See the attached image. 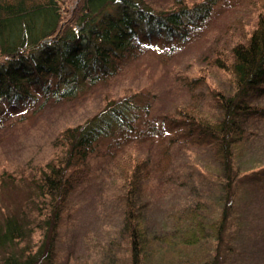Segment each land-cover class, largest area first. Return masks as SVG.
I'll return each mask as SVG.
<instances>
[{
    "label": "trees",
    "instance_id": "trees-1",
    "mask_svg": "<svg viewBox=\"0 0 264 264\" xmlns=\"http://www.w3.org/2000/svg\"><path fill=\"white\" fill-rule=\"evenodd\" d=\"M241 1L254 12V19L245 21L246 35L207 59L225 76L230 90L210 83L205 67L187 80L192 91L207 90L215 112L204 111L194 93L195 98L160 118L151 117L140 93L104 97L95 114L57 134L53 144L58 153L51 160L22 173L19 181L31 193L36 220L30 227L28 217L4 216L1 264H56L58 228L69 195L87 178L93 156L117 152L121 156L114 175L127 263H222L239 182L256 172L242 169L236 155L251 135L241 119L264 121V105L251 102L252 95H264V0H171L167 6L152 0H0V128L8 116L21 120L39 100L79 97L145 49L173 51L217 8ZM139 143H155L157 161L128 151ZM193 144L204 147L216 164L223 193L216 205L196 201L176 209L160 231H151L142 186L157 170H165L171 146ZM15 179L3 170L0 186Z\"/></svg>",
    "mask_w": 264,
    "mask_h": 264
},
{
    "label": "rangeland",
    "instance_id": "rangeland-1",
    "mask_svg": "<svg viewBox=\"0 0 264 264\" xmlns=\"http://www.w3.org/2000/svg\"><path fill=\"white\" fill-rule=\"evenodd\" d=\"M152 1L167 6L171 0ZM245 3L217 8L184 45L171 52L163 47L145 49L115 76L73 100H39L22 113L21 120L19 115L8 116L0 128V173L6 170L16 179L7 182V188L0 186V222L5 215L18 213V217H28L30 227L34 225V203L29 200L26 183L19 181L22 173L51 160L58 153L53 144L57 134L95 114L104 97L140 93L149 103L151 117L160 118L195 98L194 93L204 111L215 112L207 90L199 87L192 91L187 80L205 67L210 83L221 90L229 89L225 76L207 59L216 50L227 51L243 40L248 31L245 21L254 19V12L247 10ZM251 102L264 105V95H252ZM241 126L251 135L241 144L237 161L242 169L256 172L239 182L224 234L221 264H264V121L243 118ZM128 151L144 159H158L155 143L132 144ZM120 156L118 152L112 157L98 154L89 160L88 176L69 195L59 223L56 264H128L120 235L123 222L114 175ZM216 172V164L204 147L171 146L165 170H157L142 186L147 227L160 231L171 212L196 201L216 205L223 193ZM2 257L0 252V264ZM166 264L189 263L168 259Z\"/></svg>",
    "mask_w": 264,
    "mask_h": 264
},
{
    "label": "water",
    "instance_id": "water-1",
    "mask_svg": "<svg viewBox=\"0 0 264 264\" xmlns=\"http://www.w3.org/2000/svg\"><path fill=\"white\" fill-rule=\"evenodd\" d=\"M79 28V27H78ZM47 40H52V39H47Z\"/></svg>",
    "mask_w": 264,
    "mask_h": 264
}]
</instances>
